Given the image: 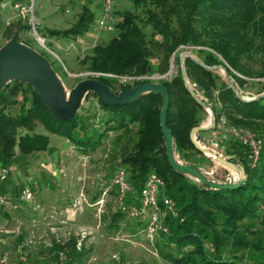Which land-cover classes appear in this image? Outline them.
Here are the masks:
<instances>
[{
  "label": "trees",
  "instance_id": "1",
  "mask_svg": "<svg viewBox=\"0 0 264 264\" xmlns=\"http://www.w3.org/2000/svg\"><path fill=\"white\" fill-rule=\"evenodd\" d=\"M129 1L132 9L125 8L120 13V19L114 22V35L91 48L89 70L112 74L96 76L111 89L120 76L165 75L160 82L169 97L166 125L173 137L174 158L194 164L213 182H235L230 175L214 178L210 174L213 170L189 160L201 154L190 140V130L206 119L205 108L191 95L182 78L178 48L185 49L189 55L184 57L183 64L189 86L210 107L215 121L224 115L232 124L259 133L262 148L254 166H249L245 158L248 148L234 140H228L223 154L219 153L242 165L243 182L230 188H212L188 173L172 170L159 124L162 98L157 92L116 105L103 104L95 93L87 92L84 97L95 96L104 110L100 120L103 130L96 136L92 130L98 124L83 126L78 110L70 119L54 118L33 88L18 79L8 81L0 90V161L10 162L16 147L22 154L47 148L49 136L36 131L37 122L49 133L70 139L85 154L93 153L108 131L136 125L132 149L122 157V162L130 167L129 183L139 191L148 173L154 171L164 179L167 194L176 203V216H168V230L163 245H158L159 254L172 264H264V230L258 228L259 224L264 226V95L241 99L220 69L228 73L243 98L264 92V80L255 83L250 79L255 73L264 77V0ZM94 18V12L84 8L70 27L51 33L82 35ZM143 21L150 27L149 35L139 25ZM20 27L19 20L4 28L0 23V37L6 41ZM254 55L261 57L259 71L253 70ZM171 59L175 68L170 66ZM196 60L213 68L206 69ZM145 81L150 80L134 79L131 84L122 85L129 88ZM16 103L20 112L14 115L10 108ZM213 129L214 125L210 130L198 131L196 139ZM78 130L80 135L75 137L73 133ZM171 244L175 251L168 249ZM49 252L52 260L61 259L62 264H86L91 249L71 235L63 242L53 240ZM18 264L24 262L20 260Z\"/></svg>",
  "mask_w": 264,
  "mask_h": 264
},
{
  "label": "rangeland",
  "instance_id": "2",
  "mask_svg": "<svg viewBox=\"0 0 264 264\" xmlns=\"http://www.w3.org/2000/svg\"><path fill=\"white\" fill-rule=\"evenodd\" d=\"M11 1L13 0H3L1 3L2 28L12 21L19 20L21 27L15 32L18 39L50 61L66 92L79 80L92 77L93 71L89 70L88 66L91 48L96 44L106 43L114 35V32L99 31L96 27L100 0H35L33 16L37 23L36 29L44 38L43 44L33 35L28 15L10 14ZM84 8L94 12L95 16L87 32L76 36L51 33L54 29L70 27ZM125 8L132 9L129 0H115L114 22L120 19V13ZM140 16L145 21L142 13ZM144 21L139 25L149 35L150 27L144 24ZM4 42L5 39L0 37V45ZM183 51L186 50L178 48V54ZM253 57V70L259 71L261 57ZM170 66L176 67L173 59ZM155 74L157 73L142 76L151 77L148 79L150 81H160L161 78L153 77ZM133 77H118L112 84V90L118 92L124 86L122 82L131 84L134 79L139 80ZM250 79L261 83L264 77L255 73ZM81 105L78 111L84 121L83 126L88 128L93 123L98 124L92 130L97 136L103 130V122L100 120L104 110L92 95L84 97ZM19 112V103L10 108V113L14 115ZM208 117L209 113L205 110L203 118L207 120ZM226 119L229 126L256 132L248 127L232 124ZM35 129L50 137L45 150L22 154L16 147V154L10 162L0 161L9 169L7 178L1 184L2 193L12 200H17L25 186L35 191L32 199L17 200V207L0 205V264H18L20 260L24 264H62L61 259H51L49 248L53 240L63 242L71 235L91 249L86 264H172L158 252V245H163L167 232L158 231L152 236L148 235L145 231L147 215L132 217L124 212L115 214L119 209L115 190L109 185L110 177L117 169H123L128 175L130 167L122 162V157L132 149L136 138V125L126 130L108 131L101 144L91 154L79 151L65 136L49 133L39 122ZM78 131L73 133L75 137L80 135V130ZM208 134L211 135L209 132L202 133L200 139L196 140L211 147L218 154H223L228 140L240 143L237 139L225 135L222 139L215 138L211 144H205L203 139L207 138ZM247 155L246 152V160ZM83 156H88L86 161ZM194 157L189 160L203 169L213 170L214 173L210 174L214 178L222 179L225 175L236 178L234 170L229 171L221 167L202 152ZM160 193L168 195L165 187L161 188ZM137 195L138 191L133 186L127 200L136 199ZM159 216L160 222L167 225L168 216L176 215L161 208ZM258 228L264 230V226L260 224ZM168 249L176 250L172 244Z\"/></svg>",
  "mask_w": 264,
  "mask_h": 264
},
{
  "label": "water",
  "instance_id": "3",
  "mask_svg": "<svg viewBox=\"0 0 264 264\" xmlns=\"http://www.w3.org/2000/svg\"><path fill=\"white\" fill-rule=\"evenodd\" d=\"M0 0V11L1 3ZM187 51L179 54L181 74L185 86L191 95L199 102L209 113L208 121L205 124L196 125L191 128L189 136L194 147L209 156L213 160L236 172L235 182L231 179L228 183L213 182L205 177L201 170L193 164L177 161L173 156V137L166 125V110L168 107V93L164 84L160 81H145L132 85L129 88L122 86L118 92H114L107 84L96 77H87L79 80L68 92H66L60 78L52 67L50 61L41 53L32 47L22 43L18 39L17 33L0 45V90L10 80L18 79L20 82L29 84L50 114L58 120H67L75 116L79 109L82 99L87 92H93L97 98L107 105H116L129 102L139 96L150 92H157L161 95L162 103L159 111V124L165 140L166 157L172 170L177 173H188L198 179L200 182L212 188H230L241 184L245 178V172L241 164L226 160L211 148L202 145L196 140L195 134L198 131L210 130L215 122V116L210 107L204 103L197 94L190 88L189 81L183 59L188 56ZM206 69L213 67L203 64L196 60ZM223 70L225 78L235 94L243 100H252L264 95V92L253 98H243L228 73ZM171 70V69H170ZM157 78V74H155ZM240 173V174H239Z\"/></svg>",
  "mask_w": 264,
  "mask_h": 264
},
{
  "label": "built area",
  "instance_id": "4",
  "mask_svg": "<svg viewBox=\"0 0 264 264\" xmlns=\"http://www.w3.org/2000/svg\"><path fill=\"white\" fill-rule=\"evenodd\" d=\"M34 2L35 0H13L9 6V12L12 16L21 14L28 15L29 26L33 35L39 42L43 44L44 38L39 35L35 26L36 22L34 21L33 16L35 5ZM113 10L114 0H100V14L96 19V27L99 31H106L110 33L114 30ZM97 75L113 76L109 73H92V77H96ZM157 75L160 78L165 76L159 74ZM134 77H137L138 79H151V77L142 75ZM153 77L156 76L153 75ZM222 134L237 139L241 144L248 148L247 161L251 167L257 163L262 148V141L256 133L229 126L226 117L224 115H220L214 122V129L211 131V136L203 140L205 144H211L214 138H218ZM83 157L85 161L88 158V156ZM8 173V167L0 163V182L7 178ZM109 185L115 190L116 204L121 212L128 213L132 217H140L143 215L148 216L145 226V231L148 235L152 236L158 231L167 232V225L160 222L159 211L161 208H165L170 214L176 215V209L174 199L168 195H161L160 193L161 188H163L165 185L164 179L160 175L154 171L149 172L143 182V185L138 191L137 198L132 199L129 203L127 202V198L131 193L132 186L129 183L127 175L123 169H117L112 173ZM34 194L35 191L25 186L21 190L17 200H30L33 198ZM17 200L10 199L7 195L0 191V205H10L12 207H17Z\"/></svg>",
  "mask_w": 264,
  "mask_h": 264
},
{
  "label": "crops",
  "instance_id": "5",
  "mask_svg": "<svg viewBox=\"0 0 264 264\" xmlns=\"http://www.w3.org/2000/svg\"><path fill=\"white\" fill-rule=\"evenodd\" d=\"M211 133V131L209 132ZM211 135L208 134V137H210ZM223 137H225V135H221L220 137H218L217 139H222ZM50 138V137H49ZM215 140V138L212 140V142ZM3 181L0 182V189H1V184H2Z\"/></svg>",
  "mask_w": 264,
  "mask_h": 264
}]
</instances>
